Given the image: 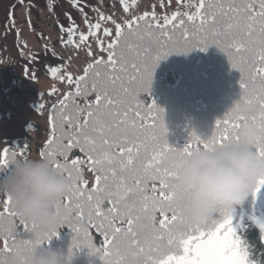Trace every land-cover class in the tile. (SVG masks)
Instances as JSON below:
<instances>
[{"label": "snow or ice", "instance_id": "obj_1", "mask_svg": "<svg viewBox=\"0 0 264 264\" xmlns=\"http://www.w3.org/2000/svg\"><path fill=\"white\" fill-rule=\"evenodd\" d=\"M121 3L127 12L128 5L124 0ZM191 7L194 12L174 11L171 18L165 15L163 25L158 22L145 25L141 39L147 37L157 46V51L153 53L150 47H145L138 53L145 57L139 64L129 63L121 47L125 28L129 35L136 34L140 22L149 18L157 20L155 11H145L123 24L115 23V38L107 45V62L97 58L87 64L82 75L59 77L60 80L66 78L69 84L75 79V91L66 92L59 101L60 135H56L54 117L50 116L53 134L39 150V157L47 158L53 170L70 182L69 191L57 207L59 223L55 228L37 231L33 224L16 216L10 197L0 194V237L3 238L0 264H10L13 254L23 249L46 245L64 225L73 233L69 256L74 249L86 247L89 255L99 257L103 264H258L251 258L248 245L238 231L246 224L233 221L232 209L215 207L212 212H219L222 219H214L212 214L204 221L195 219L187 192L177 182V173L182 158L200 147L207 149L243 141L264 159V0H194ZM181 16L196 25L193 32L184 27ZM101 19L105 17L101 15ZM85 23L89 31L79 34L81 44L96 35L94 30L100 29L99 23L89 24L87 20ZM168 25L183 29L181 40L174 41L173 35L164 30ZM153 28L160 29L159 35ZM75 29L74 24L67 29L68 41L61 38L65 46L76 43ZM61 31H64L63 26ZM103 31L106 36L111 35V29ZM208 34L212 36L211 42ZM201 36L203 40L199 39ZM193 37L197 38L194 44L191 43ZM221 37L226 41L224 47L240 56L239 61L229 57L231 67L250 66L253 87L249 88L240 73V99L226 113V118L215 121L211 135L202 139L193 131L181 147H173L165 139L163 109L150 99L153 69L161 58L172 52H187L192 48L205 50L209 45L221 50ZM97 44L104 50L101 41L97 40ZM88 55H92L90 49ZM101 64L106 68L103 79L99 70L93 71ZM58 72V68L51 69L54 77ZM90 72L95 79L89 88L86 81ZM117 72L120 74L113 75ZM257 79L259 88L255 87ZM89 92L95 93L94 102L86 101L83 109L75 104V96H87ZM141 96L149 98L150 102H141ZM69 98H73L75 120L71 115H64ZM144 110L146 113L142 115ZM65 123L69 130L75 129L67 136L66 144L63 142ZM77 147L85 153L86 160L68 159V152ZM26 149L27 145L21 148L20 157H26ZM58 156L63 157V162ZM16 158L15 151L0 149V169H7ZM82 164H87L88 170L95 174L87 194ZM129 179L134 188L128 185ZM262 186L264 177L251 189L253 196ZM105 202L109 205L106 210L102 207ZM169 210L171 219L166 215ZM157 211L161 217L158 226ZM250 220L258 226L260 238L264 240V221L255 216ZM17 225L23 226L26 236L17 232ZM90 227L103 235L102 247L97 248L93 243Z\"/></svg>", "mask_w": 264, "mask_h": 264}, {"label": "rangeland", "instance_id": "obj_2", "mask_svg": "<svg viewBox=\"0 0 264 264\" xmlns=\"http://www.w3.org/2000/svg\"><path fill=\"white\" fill-rule=\"evenodd\" d=\"M124 2L128 5L127 12L121 0H0V61H3L0 64V149L15 147L17 140L25 139L31 147L26 157H39L36 148H42L50 136L46 131L51 125L50 107L73 88L66 78L60 80L59 77L71 74L75 78L83 74L88 63L97 58H107V45L115 38V23L123 24L145 11H155V22L163 25V17L168 15L171 18L174 11H195L191 7L194 0ZM101 15L105 19H101ZM85 20L89 24L99 23L100 29L94 30L96 35L81 44L79 34L89 31ZM73 24L76 26V43L65 46L61 38L69 40L67 29ZM61 26L64 31H61ZM104 28L111 29V35L106 36ZM97 40L103 43L104 50H101ZM89 49L91 56L88 55ZM58 63L61 71L54 77L51 69L57 68ZM205 115L209 118L207 113ZM208 136L209 131L204 138ZM53 147H56L55 143ZM80 157H84L82 152ZM68 159L72 160L69 156ZM81 168L88 185L92 186L95 178L88 165L82 164ZM251 201L248 198L243 202H247L248 206ZM248 208L256 213L253 202ZM256 208L259 209V206ZM155 219L159 224V211L155 213ZM117 225L120 226L119 221ZM0 249H3V238H0Z\"/></svg>", "mask_w": 264, "mask_h": 264}, {"label": "trees", "instance_id": "obj_3", "mask_svg": "<svg viewBox=\"0 0 264 264\" xmlns=\"http://www.w3.org/2000/svg\"><path fill=\"white\" fill-rule=\"evenodd\" d=\"M179 19L185 21L184 27L193 32L196 25L189 22L186 17L181 16ZM151 23L156 24L155 20L149 18L146 21L140 22V29L137 30L136 34L129 35L127 29L125 28V39L122 41L121 47L124 49L125 56L129 63L136 61L138 64L143 56H139L138 53H142L145 47H150L152 52L157 51V46L148 40L147 37L141 39V33L145 30V25ZM178 24V20L175 21ZM198 23V21H197ZM165 31H168L173 35V40H181L182 28L173 29L172 25H168ZM157 35H159L160 29L153 28ZM196 37H193L191 43H195ZM203 40L204 37H199ZM221 50L215 45H209L205 50H200L199 48H192L187 52H172L167 56L161 58L153 69L152 80L150 83V99L154 100L156 105L163 109V119L166 127L165 139L168 144L179 148L189 138L190 132H196L198 135L204 139L205 134L209 131L211 135L215 121L217 119L226 118V113L233 107L234 103L240 99L241 88L239 81L241 75L246 83L249 84V88L253 85L249 78V72L251 68L249 65H239V67H231L228 59L232 57L239 61V54L234 51L224 47L226 41L221 37ZM208 40L211 42L212 36L208 34ZM120 49H117L119 53ZM105 62L107 58L102 57ZM57 67V66H56ZM102 73L101 79L104 78L106 73L105 64H101L97 69ZM131 69H129V74ZM120 74L119 72L113 73V75ZM95 79L92 72L89 73L86 83L89 88L91 87L92 81ZM259 79L256 81L255 87L259 88ZM73 88L68 92L75 91V82L72 83ZM119 86V82L118 85ZM83 87V85H82ZM143 95V94H142ZM64 98V97H63ZM62 98V99H63ZM141 102L149 100L145 96H141ZM73 98H69L67 103V108L64 111V115H71L73 120H75L76 109L72 103ZM75 104H78L83 109L85 107L86 101L94 102L95 93L89 92L87 96H75ZM60 101V100H59ZM59 101L54 103L50 108V116L54 117V123L56 126V135H60V114L61 106ZM131 102H135L130 97ZM55 106V108L53 107ZM213 106V108H212ZM146 113V110L142 112V115ZM209 115L206 118L205 114ZM82 119V118H81ZM139 123V121H137ZM50 136L53 134V124L46 129ZM75 129L69 130L67 124H64V139L63 142L67 143V136L73 134ZM27 145L25 140L16 141V150L14 148H8L10 151H15L17 153V158L20 157L19 153L22 147ZM41 146L37 147L36 150L39 151ZM31 151L29 145L25 152L27 156ZM79 148H73L68 152V156L72 159L79 157L81 160L86 159L85 153H82L84 157H80ZM63 162V159L61 160ZM11 165L7 169H0V177H3L10 170ZM89 168V166H88ZM95 178V174L89 171ZM84 179L85 176L83 175ZM95 181V180H94ZM128 185L135 187L132 180L129 179ZM92 186L88 185L87 191H90ZM150 188V184H149ZM150 194V193H149ZM251 199L254 204V213L248 207L251 206V202L247 206V201ZM239 205H236L232 209L233 221H239L245 223L244 227L239 231L241 238L248 245L249 251L251 253V258L258 262V264H264V240H262L261 233L258 226H256L250 217L255 216L258 220L264 221V186H262L253 196L250 191L247 197ZM149 203H151L149 201ZM2 207V205H0ZM109 205L105 202L102 206L105 210ZM247 206V207H246ZM259 206V209L256 208ZM2 210V209H1ZM143 215V213H142ZM166 215L171 219L172 212L167 211ZM212 217L214 219L220 220L222 217L219 212H212ZM157 223V221H156ZM159 224L157 223V226ZM92 241L97 248L102 247L103 240L100 232H97L95 228L88 229ZM17 232L21 236H26L22 225H17ZM57 236H53L51 240L44 245L51 249L57 250L60 253L68 254L69 246L72 241L73 233L67 225H64L57 229ZM2 238V237H0ZM11 241H9L10 243ZM2 250V249H0ZM3 253L0 252V256ZM90 261H95L93 264H103V261L95 255H89L88 249L86 247H81L79 250H73V254L68 256L67 264H92Z\"/></svg>", "mask_w": 264, "mask_h": 264}, {"label": "clouds", "instance_id": "obj_4", "mask_svg": "<svg viewBox=\"0 0 264 264\" xmlns=\"http://www.w3.org/2000/svg\"><path fill=\"white\" fill-rule=\"evenodd\" d=\"M177 175V182L187 192L193 217L204 221L214 207L233 209L247 197L264 177V159L243 141L194 148L182 158ZM69 187L68 178L41 157L16 158L7 174L0 177V194L10 197L16 216L41 232L57 227V207ZM68 256L69 253L38 246L14 253L10 264H67Z\"/></svg>", "mask_w": 264, "mask_h": 264}]
</instances>
